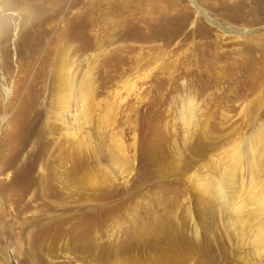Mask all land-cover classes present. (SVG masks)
<instances>
[{
    "label": "rangeland",
    "instance_id": "obj_1",
    "mask_svg": "<svg viewBox=\"0 0 264 264\" xmlns=\"http://www.w3.org/2000/svg\"><path fill=\"white\" fill-rule=\"evenodd\" d=\"M78 1L71 6V0H60L62 19L73 18L61 23V46H68L72 76L78 85L89 83L91 98L88 105L71 101L62 111L57 166L72 174L78 169L74 179L82 178L80 166L96 170L110 184L104 189L98 181L76 189L64 185L59 203L72 210L48 221L52 214L46 211V226L20 234L27 219L41 213L34 203L30 210L23 197L31 158L11 164L20 154L23 127L40 97H48L50 80L40 73L47 56L43 51L31 56L29 50L28 43L38 42L39 35L26 30L30 25L19 27L17 9L11 8L7 50H0V264L65 263L67 254L50 257L46 246L67 244L86 257L80 262L74 256L79 264L125 255L138 264L158 261L157 243L169 242L179 231L196 237L188 212L198 206L191 184L219 179L217 163L234 147L249 152L252 138L264 141V0H83L92 11L76 20L74 15L86 9ZM99 9L117 27L111 32L114 26H109L111 36L101 46L92 36L107 29L97 19ZM112 151L130 165L110 160ZM49 157L43 166H51ZM261 169L264 179V160ZM249 179L246 164V188ZM213 183L217 189L219 183ZM15 209L22 215L16 218L18 228L23 224L18 231L10 228ZM215 227L217 255L223 237L230 261L260 264L231 229L220 222ZM209 230L198 236L203 243ZM17 240L22 255L15 251Z\"/></svg>",
    "mask_w": 264,
    "mask_h": 264
},
{
    "label": "bare ground",
    "instance_id": "obj_2",
    "mask_svg": "<svg viewBox=\"0 0 264 264\" xmlns=\"http://www.w3.org/2000/svg\"><path fill=\"white\" fill-rule=\"evenodd\" d=\"M71 1L72 6L75 0ZM78 2L82 4V8L85 7L86 9H81L79 11L77 10L78 13L74 15V18L76 20L85 17L89 18V15L92 11L91 5L89 3L83 2V0H79ZM11 8L17 9V15L20 20L19 27L22 25V27L26 28L27 25H30V27L28 26L29 28L26 30H29L30 32L34 31L36 34L34 36L39 35L38 42L34 41L35 43H28L29 50L31 51V56L42 53L41 51H43L44 57L47 56L46 67L45 69L40 67V73L45 71L44 76L49 77L48 79L50 80L48 81V97H40L41 101L39 100L38 104H36V110L34 112L32 111V113L35 114H31L32 116L30 115V124L23 127V130L21 129L23 131V138L21 139L19 137V139L22 140V142L20 141V154L17 156V159L14 160V163L11 164V168H14L16 162L21 164L24 162L26 163L31 158L29 169H25L24 171L27 184L23 191V197L28 201L26 202L27 206L31 205L30 210H32V203H34L35 208H37L39 213H41L39 218L37 217V212H35L34 216H31L29 219H27L30 222L26 223L24 227L22 223H19L20 227L18 228L16 218L20 217L22 220V215L20 214V210L15 209V211L12 212V219H14L16 223H11L10 228L12 231H18V229L23 227L24 229L19 230L21 234V232H26L28 230L37 231L41 226H46L48 220H52L57 217V212H69L72 210V206H66L59 203V200L62 198V187L64 185L72 183L71 187L73 188L74 186L80 187L88 181H98L97 183L100 184V189H104L107 188L108 184L110 183L101 181L103 175H100L98 171H93V169L90 168L88 169L80 166V173H83L82 178L74 179L79 173L78 169L76 171L74 170L72 174L70 173L72 170L69 173L62 172L57 166L59 156L56 155L55 149L57 152L58 149L56 147L60 143L59 124L61 113L69 107L71 101L86 102L87 104L91 98L89 96V83H87L88 86L86 87L84 85V87L82 85H78L72 76V65H70L69 62L70 51H68V46L63 48V45L61 46L63 36L61 23L65 22L66 24L73 18L68 19V17L64 15V19H62L61 16L63 10L60 0H3L2 4H0V50H7V43L10 35L9 25L12 22L8 11ZM104 13L99 9L98 14L96 15L98 16L97 19L102 21L101 24H108L107 29L104 28V31L100 33L97 31L96 35L92 34L93 37H97L98 41H96L98 42L97 45L99 46L109 40L111 36L109 26H114L112 22L109 24V19L105 18ZM116 28V25L112 27L113 30L111 32L115 31ZM101 36H103V39ZM38 46L41 47L38 48ZM23 74L24 75L22 78H26V74H28V72L25 71ZM253 139L254 138H252L250 142L248 141L251 145V151L248 152V148L247 151L240 150L237 146L238 148L234 147L229 153H225V157H223L224 159L219 160L217 164H219L220 167L218 166L219 168L217 167L216 169L217 171H222V175L219 179L216 180V178L211 177L201 184H199L198 181L191 184L193 185L192 188L195 193V201L198 206H196V212L192 211L191 207L188 209V212L189 216L191 217L192 225L195 229L194 233L196 237L191 238L186 233L179 231L177 236L169 242L157 243L156 250H160L159 260H151L147 264H188L192 259L197 260V264H222V260L225 261L223 264H255L251 261H247L246 259H242L238 263L236 259H234V262L230 261L231 259L226 252L224 240L222 241L223 237H219L218 241L221 256L220 254L217 255V243L215 244V238H212L214 231L211 230L212 226L213 228H216V222H220V226L223 228L231 229L232 236L237 238L240 243H242V245H250L251 251L254 252L253 255L260 261V264H264V179H262L263 177L261 173L263 172L261 167L264 160V141H252ZM117 149H119V152L122 151V147L119 145ZM51 154L55 157V159L49 157L52 156ZM47 156L49 157L50 161L53 162L51 166H43V162H41L44 161ZM22 157H25V159L22 160ZM109 157L110 160H113L117 165H130L126 156L121 157L115 151H112ZM222 160L225 161L223 166L220 165ZM246 164L249 166V172L251 176V179H249V185L247 186L248 188H246L243 180V173L246 170ZM14 179L16 180V178ZM210 179L212 180L211 182L209 181ZM12 180L13 179L10 180V184L14 182ZM216 181L219 183L217 185V189H212V187L215 186L212 184H214L213 182ZM47 182L49 184H47ZM45 187L47 190H44ZM46 211L52 214L46 218L47 221L44 220V218L42 219V216L45 215L44 212ZM208 226H210V230ZM202 229L209 230L208 236L210 238L206 243H203L199 238V234L202 232ZM15 245L16 253L18 255H22L21 241L19 242L17 240ZM44 246L45 245H42L39 249L43 250L41 248H44ZM46 248L50 257L53 258L61 257L62 255L67 254L66 258L68 260H65L67 262H59L57 264H79L76 259L79 258V261L81 262L82 259L86 258L81 257V254L77 252L79 248L74 246V244H67L64 246L61 245L59 248L57 246L53 247L47 245ZM74 256H77L78 258L75 259ZM29 257L30 255H28V257H23V260H26V258ZM50 257L47 256L46 258L50 261V263H54ZM81 264H138V262L136 259H134V257L125 255L121 258L116 257L112 261H100L97 263L83 260V263ZM141 264H145V262Z\"/></svg>",
    "mask_w": 264,
    "mask_h": 264
}]
</instances>
